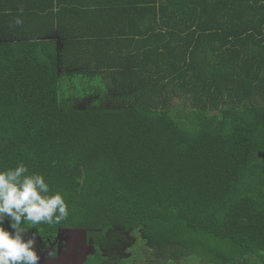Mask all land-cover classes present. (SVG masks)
<instances>
[{
	"label": "trees",
	"instance_id": "1",
	"mask_svg": "<svg viewBox=\"0 0 264 264\" xmlns=\"http://www.w3.org/2000/svg\"><path fill=\"white\" fill-rule=\"evenodd\" d=\"M129 5L107 10L122 29L102 65L0 38V169L23 161L70 213L27 232L117 229L165 264H264V0Z\"/></svg>",
	"mask_w": 264,
	"mask_h": 264
},
{
	"label": "crops",
	"instance_id": "2",
	"mask_svg": "<svg viewBox=\"0 0 264 264\" xmlns=\"http://www.w3.org/2000/svg\"><path fill=\"white\" fill-rule=\"evenodd\" d=\"M111 3L113 4L109 5ZM130 3L131 0H0V38L3 41L8 39L37 42L54 49L57 56H85L93 59V64L97 61L102 65L99 61L109 56V51L117 55L114 44L109 47L108 37L113 34L109 27L112 26L113 31L122 29V26L113 28L119 18L112 19L107 16V10L110 7L128 9L131 7ZM20 9H23L22 14L19 13ZM18 14L21 15L23 24L10 27ZM3 15L5 16L1 17ZM111 42H114V39ZM65 44H68V47L74 45L75 49L68 48L72 51L69 54L64 50ZM44 48H41L42 51ZM92 67L93 69L90 67L79 72L88 75L93 72L99 74L92 77L94 79H90L91 81L87 79L99 87H105L109 79L112 81L108 72L104 73L101 69ZM77 71L75 69V72ZM81 79L77 77L75 83L80 84ZM94 95L92 93L89 98Z\"/></svg>",
	"mask_w": 264,
	"mask_h": 264
},
{
	"label": "clouds",
	"instance_id": "3",
	"mask_svg": "<svg viewBox=\"0 0 264 264\" xmlns=\"http://www.w3.org/2000/svg\"><path fill=\"white\" fill-rule=\"evenodd\" d=\"M20 14L10 27L23 24ZM69 214L65 195L54 191L43 174L30 171L23 161L0 169V264H40L37 235L25 238L27 226L56 225Z\"/></svg>",
	"mask_w": 264,
	"mask_h": 264
},
{
	"label": "flooded vegetation",
	"instance_id": "4",
	"mask_svg": "<svg viewBox=\"0 0 264 264\" xmlns=\"http://www.w3.org/2000/svg\"><path fill=\"white\" fill-rule=\"evenodd\" d=\"M118 231L120 235L114 234ZM112 230L106 240L88 236L80 238L66 229H58L56 235L43 238L37 235L38 250H42L40 264H139L146 257L137 259L129 250L135 248L136 237L129 232ZM32 233L26 232L25 238ZM120 238V240L118 239ZM143 250V249H142ZM114 252L117 255H113Z\"/></svg>",
	"mask_w": 264,
	"mask_h": 264
},
{
	"label": "rangeland",
	"instance_id": "5",
	"mask_svg": "<svg viewBox=\"0 0 264 264\" xmlns=\"http://www.w3.org/2000/svg\"><path fill=\"white\" fill-rule=\"evenodd\" d=\"M92 85H96V84L92 83ZM92 85H90L89 87H92ZM83 91H84V89L82 90V88L80 86H77L76 89L71 91L70 96L79 95V94L84 95ZM95 98H96V96L94 95L91 98H88V100H90V102H93V99H95ZM105 105H111V102L110 101L106 102V103H104V102L102 103L101 102L99 104V107H101V108H104V107L111 108V106H105ZM115 105H117V104H114V106ZM85 107H87V105L86 106H82L80 108H85ZM115 107H117V106H115ZM114 234L120 235L118 231H115ZM131 236L134 237V235H131ZM118 239L120 240V238H118ZM143 245H144V241L140 238V240L138 241V244L135 246V248L133 247V249L129 250V252L131 254H133L138 260L141 259V254L144 257H146V260L144 261V263L141 262L139 264H163V263L165 264L164 260L158 258L155 255L154 250H150L146 245H144V247H143ZM142 247H143V250H142ZM113 255H117V254L114 252ZM178 262L180 264H185L184 261H182V260H180Z\"/></svg>",
	"mask_w": 264,
	"mask_h": 264
},
{
	"label": "water",
	"instance_id": "6",
	"mask_svg": "<svg viewBox=\"0 0 264 264\" xmlns=\"http://www.w3.org/2000/svg\"><path fill=\"white\" fill-rule=\"evenodd\" d=\"M66 232H69L71 234H75L80 238L85 239L86 231L81 229H66Z\"/></svg>",
	"mask_w": 264,
	"mask_h": 264
}]
</instances>
